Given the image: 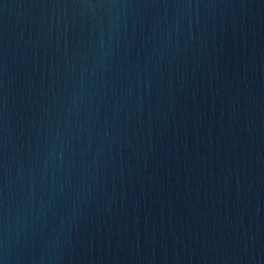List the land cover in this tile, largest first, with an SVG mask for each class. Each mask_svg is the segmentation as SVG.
I'll list each match as a JSON object with an SVG mask.
<instances>
[{
	"label": "water",
	"instance_id": "water-1",
	"mask_svg": "<svg viewBox=\"0 0 264 264\" xmlns=\"http://www.w3.org/2000/svg\"><path fill=\"white\" fill-rule=\"evenodd\" d=\"M0 264H264V0H0Z\"/></svg>",
	"mask_w": 264,
	"mask_h": 264
}]
</instances>
